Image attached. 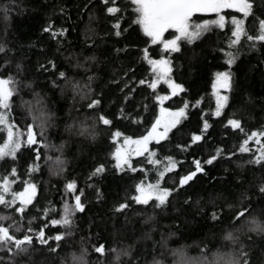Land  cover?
Segmentation results:
<instances>
[{
	"label": "snow or ice",
	"instance_id": "6c2138e0",
	"mask_svg": "<svg viewBox=\"0 0 264 264\" xmlns=\"http://www.w3.org/2000/svg\"><path fill=\"white\" fill-rule=\"evenodd\" d=\"M89 4L95 9L93 0H89L84 8L79 9V13L89 9ZM98 4L99 11L111 21L110 33L116 37L128 34L124 46L115 47L112 52L117 57L121 53L127 57L132 55L133 49L136 50V55L129 64L121 65L123 74L114 71V78L109 81L110 86H115L120 92L119 113L109 118L108 113L103 112V90L93 92L91 87H87V91L82 92L81 89L86 85H81L64 71H59L57 75L64 81L63 85H60L61 91L71 90L73 103L76 102V96L80 95L81 99L86 100L84 107L93 114L90 117L93 120L92 125H85L84 121L78 122L82 126L77 129L78 134L95 140L99 135L96 125L106 126L111 142L108 147L114 148L110 155L114 161L115 172L127 175L139 171L144 174L141 180L134 184L135 194L123 202H118L113 209L114 214H123L133 204L141 207L145 222L153 221L157 213H166L169 204H172L173 210L178 206L183 207L186 212L196 208L199 214H204V209L200 207L205 202L202 195L189 192L179 201V205L172 202L192 188L199 179L198 174L208 175L203 165H214V162L228 160L235 163L239 171L230 173L231 187L227 192H217L215 197L211 192L208 193L207 203L211 204L213 209L209 213L210 219L216 225L224 224L221 239L226 251L218 248L213 252L205 244L200 247L197 256H189L187 245L169 248V238L178 233L183 234L182 226L177 223L176 231H169L167 236L161 233L160 241L153 242L151 251L147 247L138 248L135 242L119 246L114 243L109 246L98 238L90 245L91 251L98 256L97 264H104V259L109 255L112 257L109 264H167L165 253L172 258L171 264H264V246L258 251L252 240V234L264 238V218L253 214V204L264 202V180L253 187L242 175L244 169L249 166H259V169L264 171V127L246 131L242 119L236 118L235 113L224 119L226 109L236 99L232 65L240 57L243 48L256 50L258 45L264 47V18H260L264 16V10L257 16L253 0H98ZM11 7L9 4H0V19L5 22L9 20ZM228 9L242 14V18L224 11ZM60 12L66 15L63 6H60ZM206 14H213L214 18L205 19ZM126 17L131 18L127 28L122 24ZM249 17L253 18L251 26L246 27L245 18ZM96 19V12L90 9L83 43L93 47L95 41H92L88 34L95 32L91 25ZM229 25L230 35L225 41L227 47L218 49L223 53L228 70L214 73L211 95L215 108L210 112V117L221 118L225 133L231 129L234 133L242 134L243 138L235 151L217 145L207 159H193L194 169L184 173L182 160L175 159L172 154L161 156V153L166 145L172 143L176 134L182 132L185 121L190 117L189 107L200 108L201 99H196L194 103L183 100L177 106L166 105V102L170 104L174 97L186 91L184 84L174 79L176 73L173 69L180 67L178 59L185 55L189 47L204 44L208 38L206 34L210 35L215 29L227 30ZM137 30L145 38V46L142 48L129 39ZM42 31L50 33L54 40L57 37L66 40L69 30L63 27L53 28L49 22ZM72 31H75V28ZM57 44L58 50L63 47L60 40ZM151 46L158 48L159 53L150 55ZM9 52L11 49L0 42V54L7 55ZM86 59L95 61L96 57L93 55ZM143 63L147 64V72L150 75L137 78L135 69ZM76 66L83 67L79 62ZM10 67L11 61L8 59L0 64V159L7 157L13 162L11 169L0 175V264H44L42 260L37 259L41 252L52 256L58 249H62L68 240L74 238V230L77 228L74 214L83 213L85 203L81 200L82 190L80 194H75L77 182L68 180L64 183V190L66 193H73L71 203L68 199L63 200L58 218L56 206L49 202L47 207L40 210L43 215L30 217L26 227L22 223L32 207H35L33 202L37 195V184L31 179L33 174L41 170L42 159L53 161V157L49 155L50 151L62 153L64 143L53 144L49 139L48 130L56 126L55 113L48 109L44 97L33 89L32 81L21 78L22 67L19 63L16 65L17 74L9 72L5 75ZM56 67L52 59H46L44 63L38 62L36 71L43 74ZM95 78V74L89 76L88 82ZM52 84L53 87L57 86L55 81ZM158 85H164L166 88L158 89ZM138 86L151 90L150 96L143 98L145 101L154 100L151 119L147 117V102L141 104L136 100ZM26 89L31 91V100H24L21 96ZM15 97H20L19 107L23 109V119H16L13 115L16 108ZM125 112L129 114L124 116ZM199 118V134L191 133L187 144L176 143L177 152L187 153L193 146L199 148V142L202 140L211 139V136L205 134L213 125L209 123L204 110L200 111ZM114 119H126L137 128L143 125L144 131L140 135H125L115 128ZM73 127L67 126L68 129ZM238 154L241 157L248 154L249 158L237 160ZM133 157L141 159L134 160ZM20 158L26 161L24 172H20L16 167L15 162ZM54 164L58 169V172L53 173L55 175L64 171L66 161L57 155ZM145 164L153 166L151 171L154 172V177L150 180ZM106 167L105 163L96 164L89 179L105 173ZM178 167L181 171H176ZM228 171L225 169V172ZM166 174L178 179H170ZM216 179L213 177V180ZM17 188L20 190H16ZM99 191L97 188L98 199ZM218 200L223 203L218 204ZM37 219L42 226H33ZM49 228L56 229L55 234H49ZM145 238L151 240L152 235L145 234ZM80 243H85L83 237ZM157 244L163 251H156ZM87 255L88 248L82 246L79 254L70 251L62 258L61 264H87Z\"/></svg>",
	"mask_w": 264,
	"mask_h": 264
},
{
	"label": "trees",
	"instance_id": "16d2710c",
	"mask_svg": "<svg viewBox=\"0 0 264 264\" xmlns=\"http://www.w3.org/2000/svg\"><path fill=\"white\" fill-rule=\"evenodd\" d=\"M88 3L89 0H0V4L12 5L9 20L5 22L0 19V42L5 43L11 49L7 55L0 54V64L5 59L11 61V67L4 74L8 75L9 72L17 74L16 65L18 63L21 65V78L33 82V89L44 97L48 109L55 113L56 126L48 130L50 141L57 145L64 143L62 153L50 151L49 155L53 157V161L47 162L42 159L41 170L33 174L31 179L37 184V195L33 202L35 207H32L22 223L26 227L30 217L43 215L40 210L47 207L49 202L56 206V217L58 218L63 200L68 199L71 203L73 193H66L64 190V183L68 180L77 182L75 194H80L82 190L81 200L85 203V211L74 214L77 226L74 230V238L68 240L62 249L57 250L56 254L48 256L45 252H41L37 259L42 260L44 264H61L62 258L66 257L70 251L79 254V250L83 246L88 248L87 264H97L98 256L91 251L90 245L98 238L109 246L114 243L119 246L135 242L138 248L147 247L151 251L153 242L160 241L161 233L167 236L169 231H176L177 223L182 226L183 234L178 233L176 236L170 237L169 248L187 245L189 256H197L200 247L205 244L208 245L210 251L214 252L218 248L221 251H226L221 239L224 224L216 225L210 219L209 213L213 209L207 200L208 193L211 192L215 197L217 192H227L231 187L229 181L232 176L230 173L239 170L236 169L235 163L228 160L214 162V165H203L208 175L198 174L199 179L192 185V188L183 193L177 201L172 202L179 205V201L189 192L202 195L205 202L200 207L204 209V214H199V210L196 208L186 212L183 207L178 206L176 210H173L172 204H169L166 213H157L151 222H145V215L142 213L141 207L134 204L123 214H114L113 209L118 202H123L135 194L134 184L139 182L144 174L139 171L127 175L115 172L114 161L110 155L113 148L108 147L111 142L108 139L109 133L106 126L96 125L99 135L95 140L78 134L77 129L82 127L78 122L84 121L85 125H92L93 120L90 117L93 114L84 107L86 100L81 99L80 95L76 96V102L73 103L72 91L68 89L61 91L60 85H63L64 81L57 74L59 71H64L69 77L78 80L81 85H86L81 89L82 92L87 91V87H91L93 92L103 90L105 100L102 110L108 113L109 118H113L121 108L120 92L115 86H110L109 81L114 78V71L123 74L121 65L129 64L136 55V50L133 49L130 56L126 57L121 53L117 57L112 49L123 47L128 34L116 37L110 33L111 21L103 12L99 11L98 0H93L95 9L92 4H89V9H85L80 14L79 9L84 8V5ZM60 6L66 9V15L60 12ZM253 6L256 15L260 16L261 10H264V0H253ZM90 9L94 10L97 16L91 25L95 32L88 34L90 39L95 41L94 47L83 43L84 28ZM260 18H264V16ZM252 19V17L247 18V27L251 26ZM49 22L52 23L53 28L63 27L69 30L66 40L60 37L54 40L50 33L42 31ZM130 23V17H126L122 22L125 28ZM73 28L75 31H72ZM206 35L208 38L204 44H198L194 48L189 47L185 55L179 57L180 67L173 69L176 73L174 79L183 83L186 91L180 96L174 97L170 104L166 102L167 106H177L183 100L194 103L196 99H201L200 108L189 107L190 117L185 121L182 132L177 133L176 137L172 139V143L166 145L164 152L161 153V156L172 154L175 159L182 160L184 173L194 169L193 159L199 158L201 161L207 159L209 155L213 154L217 145L235 151L240 139L243 138L242 134L234 133L231 129L225 133L221 118L210 117V112L214 110L215 106L211 95V82L214 73L228 70V66L224 63L223 53L218 49L221 47L226 49L225 41L230 35V29L224 31L215 29L210 35ZM129 39L135 41L141 48L145 46L143 44L145 38L138 30ZM58 40L63 43V47L59 50ZM159 51L155 46H151L150 55L158 54ZM93 55L96 57L95 61L86 59ZM46 59H52L57 67L43 74L38 73L36 71L38 62L44 63ZM78 62L83 67H77ZM147 67L146 63H143L142 66L137 65L136 77H148L150 73L147 72ZM231 72L236 85L234 89L236 99L226 109L224 119L226 120L235 113L236 118L242 119L246 131L260 130L264 127V47L258 45L256 50L243 48L240 57L232 65ZM93 74L96 78L89 83L88 77ZM53 81H55L56 87H53ZM161 88H166V86L158 85V89ZM150 94L151 90L146 89L145 86H138L136 100L141 104L147 102L149 107L147 117L149 119L152 118L154 100L145 101L143 98ZM21 96L24 100L32 99L31 91L27 89L21 93ZM14 100L16 108L13 115L16 119H23V109L19 107L20 97H15ZM202 110L209 118V123L213 125L205 134L211 136V139L202 140L199 142V148L193 146L187 153L177 152L175 150L176 143L187 144L191 133L199 134L201 125L199 113ZM128 114L127 112L123 113L124 116ZM68 125L74 127L68 129ZM114 125L125 135H140L144 131L143 125L137 128L135 124H131L126 119H114ZM57 155H60L66 164L62 173L54 175V172H58L54 164ZM241 158L248 159L249 155L244 154L241 157L238 154L236 157L237 160ZM133 159L141 158L133 157ZM15 163L20 172L25 171L26 161L24 158L18 159ZM98 163L106 164L105 173L89 179L92 169ZM12 164L10 158L0 159V175L6 174ZM145 167L150 180L154 177V172L151 171L153 166L145 164ZM225 169L229 171L225 172ZM176 171H181V169L178 167ZM242 175L246 181L251 182L253 187L264 180V171L260 170L259 166L246 167ZM166 176L170 179H178V177H172L171 174H166ZM213 177L217 179L213 180ZM97 188L100 190L99 199L97 198ZM217 203H223V201L218 200ZM253 209L254 215L264 218V202L253 204ZM33 226H42L40 220L34 221ZM48 232L55 234L56 229L49 228ZM149 233L152 235L151 240L145 238V234ZM82 237L85 241L83 245L80 243ZM252 240L258 251L261 246H264V238L261 236L252 234ZM156 251L158 253L163 251L159 244L156 246ZM165 259L167 264H171L172 258L167 253H165ZM111 260L112 257L107 256L104 259V264H109Z\"/></svg>",
	"mask_w": 264,
	"mask_h": 264
},
{
	"label": "rangeland",
	"instance_id": "374dc122",
	"mask_svg": "<svg viewBox=\"0 0 264 264\" xmlns=\"http://www.w3.org/2000/svg\"><path fill=\"white\" fill-rule=\"evenodd\" d=\"M225 12H227V13H230V14H232V15H236L238 18H242V14H240V13H237V12H235L234 10H230V9H228V10H224ZM204 18L205 19H212V18H214V15L213 14H206L205 16H204ZM245 25H246V27H247V18H245ZM230 25L228 26V28L230 29ZM221 71H225V70H221ZM214 108H215V106H214ZM113 150H114V148H113Z\"/></svg>",
	"mask_w": 264,
	"mask_h": 264
}]
</instances>
